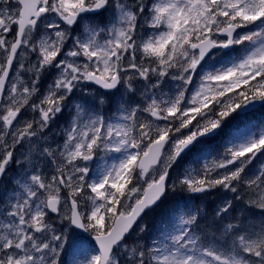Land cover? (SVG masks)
I'll use <instances>...</instances> for the list:
<instances>
[{"label":"snow or ice","instance_id":"1","mask_svg":"<svg viewBox=\"0 0 264 264\" xmlns=\"http://www.w3.org/2000/svg\"><path fill=\"white\" fill-rule=\"evenodd\" d=\"M261 109L264 0H0V264H264Z\"/></svg>","mask_w":264,"mask_h":264},{"label":"rangeland","instance_id":"2","mask_svg":"<svg viewBox=\"0 0 264 264\" xmlns=\"http://www.w3.org/2000/svg\"><path fill=\"white\" fill-rule=\"evenodd\" d=\"M255 117H257V115H255ZM257 119H258V118H257ZM258 164H259V161L254 162V164L251 166V168H255ZM214 197H215V199L217 200L218 193L215 194V195H211V196L208 198L207 202H210L211 199H213ZM209 209H210V208H209ZM150 219H151V214H149V216H146V217H145V220H150ZM150 226H151V225H150Z\"/></svg>","mask_w":264,"mask_h":264}]
</instances>
